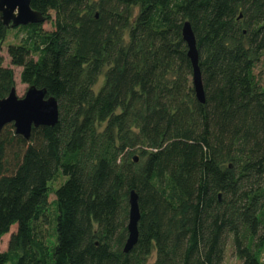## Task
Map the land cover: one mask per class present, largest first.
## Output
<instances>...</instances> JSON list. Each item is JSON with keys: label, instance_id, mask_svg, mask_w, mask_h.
<instances>
[{"label": "trees", "instance_id": "1", "mask_svg": "<svg viewBox=\"0 0 264 264\" xmlns=\"http://www.w3.org/2000/svg\"><path fill=\"white\" fill-rule=\"evenodd\" d=\"M31 6L54 29L11 28L25 35L8 53L21 81L47 89L60 114L30 138L13 123L0 130V244L16 225L0 264H224L230 240L243 264H264V89L254 73L264 0ZM8 33L0 19V44ZM14 86L0 53V98ZM59 173L67 178L53 212L49 183ZM132 190L141 217L126 253Z\"/></svg>", "mask_w": 264, "mask_h": 264}, {"label": "water", "instance_id": "2", "mask_svg": "<svg viewBox=\"0 0 264 264\" xmlns=\"http://www.w3.org/2000/svg\"><path fill=\"white\" fill-rule=\"evenodd\" d=\"M242 16V15H241ZM0 19L7 28L22 25L44 23L47 16L32 8L31 0H0ZM183 38L188 45V55L193 65V86L199 102L205 103V90L199 66V53L196 37L189 21L182 29ZM59 103L55 96L49 95L47 89L31 85L24 96L19 97L14 87L7 97L0 98V130L4 125L13 123L16 133L30 138L32 129L40 126H55L59 121ZM138 161V157H135ZM138 194L130 192L129 236L124 252H129L139 237L138 223L141 217Z\"/></svg>", "mask_w": 264, "mask_h": 264}, {"label": "rangeland", "instance_id": "3", "mask_svg": "<svg viewBox=\"0 0 264 264\" xmlns=\"http://www.w3.org/2000/svg\"><path fill=\"white\" fill-rule=\"evenodd\" d=\"M43 29L45 30H52L54 27L51 25L50 22L45 21L42 25ZM18 31L16 29H11L9 28V33L7 35V38L0 44V53L4 58V66L9 67L13 69L14 75H15V88H16V93L19 97L24 96L26 93L27 88L29 87L28 84L23 83L21 81L20 73L22 71V68L19 66H15L12 64L11 58L8 53V46L10 44H18L19 40L21 37H23L25 34L22 32H19V37L16 38V33ZM254 73L256 75L257 81L259 82L260 86L264 89V57L261 58L259 62H257L255 68H254ZM104 84V75H101L99 77V80L97 84L94 86V91L98 92L100 88ZM67 177H65L62 173H59L58 176L52 180L49 185H50V196H49V203H50V210L54 212V209L56 208V203L54 206V201L56 199V195L54 193L55 189L60 187L66 180ZM55 207V208H54ZM16 230V225H13L11 228V232L3 236L1 244H0V250L1 251H6L8 248V240L10 238V235L12 232ZM156 253L153 252V255L151 256V261L155 259ZM6 264H13L11 261L7 262ZM224 264H243L242 260L239 259L234 252L233 249V244L232 240L228 242L227 249L225 252V260Z\"/></svg>", "mask_w": 264, "mask_h": 264}]
</instances>
